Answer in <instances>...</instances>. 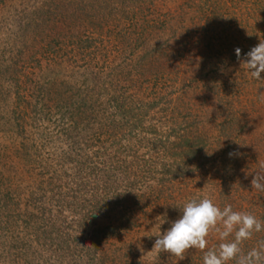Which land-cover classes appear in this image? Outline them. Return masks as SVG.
<instances>
[{
	"label": "rangeland",
	"instance_id": "374dc122",
	"mask_svg": "<svg viewBox=\"0 0 264 264\" xmlns=\"http://www.w3.org/2000/svg\"><path fill=\"white\" fill-rule=\"evenodd\" d=\"M82 1L86 2L0 0V192L10 187L14 193L10 206L14 221L29 223L35 218L42 222L38 213L35 212V217H23L20 211L32 207L27 200L30 192L32 197L43 191L49 195L46 181L51 169L62 166L63 170L72 173L76 163L94 151L99 156L95 155L91 161L102 158L101 150H105L100 146L106 134L105 128L98 129L101 115L114 119L123 117L125 126L136 123L133 128L135 140L130 138V142H125L128 151L125 150L124 155L114 154L115 158L124 161L125 168L116 160L106 170L114 191L123 192L132 204L140 200L137 196L132 198L131 193H142L144 197L138 198L145 201L148 198L144 186L152 184L145 166L169 162L171 158H161L160 151H156L158 154L144 151L151 144L171 141L170 138L160 140L158 133L167 132V121L182 128L179 119H184L185 114L184 125L197 127L201 135L198 137H202L194 145L193 156H188L187 167L190 169L168 183L164 194L151 202L145 201V205L143 201L134 205V219L128 216V221L122 219L121 225L117 224L104 243L106 250L127 255L139 264H151L157 256L152 250L155 235L163 234L170 227L174 205H184L191 199L208 197L221 209L231 205L233 211L250 213L264 222V191L251 187L253 174L264 164V97L254 94L257 87L264 89V81L251 79L237 59L229 58L228 54L219 55L220 50L213 52L211 46L215 39L225 37L226 25L235 30L230 31L232 38L228 36L235 43L233 35L237 34L235 25L238 24V17L233 18L238 15L235 5L244 0H196L199 6L209 1L203 12L195 11L190 0H129L125 2L127 8L124 11L115 3L106 2L104 8L101 0H88L96 10L99 5L104 9L101 12L98 8L102 16L90 17V23L97 30L91 32L83 28V34L79 36L80 47L74 46L72 53H66L63 51L65 45L77 37L74 27L64 25L62 29L61 21L67 12L79 9ZM220 1L225 6L223 12L217 9ZM213 8L219 15L211 12ZM226 9L231 13L225 14ZM108 10L109 15L105 14ZM210 16L212 19L206 18ZM34 24L40 25L35 27ZM254 28L260 29V34L264 33L261 21ZM90 37H93V46L84 47ZM143 39L144 46L138 45ZM146 48L159 50L161 57L157 52L152 55L163 63L149 58ZM15 71L14 76L12 72ZM261 79L264 80V72ZM67 85L76 87L77 95L68 97ZM225 87L232 100L238 99L242 106L246 98L260 99L257 105L245 107L250 113L248 119L242 117L247 121L245 130H256L258 144L254 166L239 167L235 174H232V165H226L223 152L233 148L236 141L230 139L233 132L225 133L230 131L223 125L226 114L215 100ZM261 93L264 95V91ZM62 97L63 101L67 99L72 103V98L79 101L84 97V102L91 100L98 123L64 122L63 117L67 114L63 115L58 106ZM153 98L154 107H148L146 103ZM146 129L151 133L145 138ZM124 130H113L114 137L119 135L122 141H127L128 138L121 135ZM91 136L92 143L88 140ZM66 156L71 159L65 167L63 159ZM42 165L48 172L40 174ZM56 174L61 176L63 183V171H56ZM82 194L84 199L88 197L84 192ZM50 204L51 207L54 205ZM95 221L104 224L108 219L96 215ZM262 232L264 230L254 233L251 239L263 240ZM207 239L218 241L215 232ZM33 250L40 261L45 258L42 250L38 251L39 246L33 245ZM6 253L0 243V264H8Z\"/></svg>",
	"mask_w": 264,
	"mask_h": 264
},
{
	"label": "trees",
	"instance_id": "16d2710c",
	"mask_svg": "<svg viewBox=\"0 0 264 264\" xmlns=\"http://www.w3.org/2000/svg\"><path fill=\"white\" fill-rule=\"evenodd\" d=\"M126 1L129 0H101V3L103 2L104 8H106V2L115 3L119 7L124 8L122 10L124 11L127 8L125 5ZM213 1L215 2V0ZM190 2V5L193 6L195 11L201 10L203 12L208 7L207 3L209 1L205 2V4L203 2L202 4L204 5L202 6H199L196 0H190ZM252 3L244 0V2H238V4L235 5L236 12L239 15L233 14V18L238 17V24L235 25V27H237V34L233 35L235 43H232L231 39H229L230 37H228L231 36L232 38V33H230V31L235 30L226 25L224 26V30L226 31L224 38L215 39L212 44L208 41V46L211 44L213 52L220 50L219 55L228 54L229 58L237 59L234 49L239 48L241 50V58H243L252 47L256 46L261 39H264V33L260 34V29L256 30L254 28L259 21L264 24V0H257L254 5ZM249 4L251 5L249 6ZM99 6V10L103 12L104 9ZM78 8L79 9L76 8L75 10L67 12L65 16H63V21H61V28L63 29L64 25L73 26V32L77 37L74 41L75 43L71 41V44L68 43V45H65L63 51L66 53H72L74 46H79L82 43L79 36L83 34V28H87L91 32H96V26L92 22L90 23V17L96 18L103 15V13H100L98 8L96 10L92 2L88 0L83 2L81 7ZM214 8L211 12L219 15L215 13ZM217 9L223 12L225 9L224 3L220 1L217 5ZM225 11V14L231 13L228 9ZM105 14L109 15L110 11L108 10ZM206 18L212 19L211 16ZM41 19L43 20V17ZM251 21H254L253 24L250 23ZM260 24L261 23L258 24V28ZM39 25L40 24H34L35 27ZM217 25L218 24H216L215 27H217ZM205 28H203V30H205ZM216 29L219 32V29ZM204 34H207V32ZM89 39L90 41L87 40L88 42H86L84 47H90L93 37ZM144 43L145 40L143 39L142 42L137 44L144 46ZM205 46L208 47L207 45ZM146 52L149 58L155 59L158 61L157 63H163L158 58L161 57L162 54L159 50L146 48ZM154 52L158 53V57L152 55ZM134 64L141 65V63ZM12 74L15 76L16 71L12 72ZM262 84L264 85V82H262ZM75 88L76 87L67 85L66 91L68 94L70 93L68 97L77 95ZM256 90H254L256 92L254 93L256 97H264L261 93L264 91L262 87L261 90L259 87H257ZM256 97L253 99H244L246 102H242V106L238 99H236V101L232 100V95L229 94V90H227L226 87L223 89L220 96L215 97V100L219 102L217 106L225 111L226 114L224 115L225 121L223 125L227 129H230V131L225 133L233 132L230 139L236 141L233 148L225 149L223 152L224 161L227 162L226 165H232L233 167L232 174H235L239 167L245 169L254 166V155L258 144L255 137L256 130L251 128L248 131L245 130L246 125L244 126V124H246L247 121L242 117L244 116L247 118L249 113L245 107H253L257 105L258 100L260 101V99ZM160 99H162V97H160ZM72 101L74 103L78 101V99L72 98ZM73 103L67 99L63 101V97L59 99L58 106L60 109L62 108L61 111H63V115L65 113L67 114L64 115L65 118L63 117L64 122H74L76 124L83 122L86 125L92 124L93 122L98 123L93 114V103H91V100L84 102V97H81L76 104ZM141 104L143 105V102ZM146 105L148 107H154V98L147 102ZM237 105H241V107H235ZM240 108L242 109L240 110ZM101 117L102 121L98 129L103 130L105 128L103 131L106 134L100 146L105 150V153L101 150L102 158L91 161L92 158H95V155H98V152L94 151L87 158L78 161L72 173H68L67 169L63 170L62 166H59L60 169L59 167L58 169L53 168L49 171L48 176L50 177H48L46 181L47 190L50 191L49 195L47 196L44 191L43 194L41 193L36 197H32L31 192L27 195V200L32 204L33 208L31 207L28 211H20L22 216L30 217L32 215V217H35L36 212L42 219V222L35 218L31 219L29 223L26 220H22L20 224L14 221L12 208H10L13 204L12 197L14 193L10 191V187H5L3 191L0 192V243L2 249L7 252L6 256L9 259L8 264H139L138 261L130 260L127 255L121 256L116 252L107 251L104 247V243L111 232L115 230L117 224L121 225L123 222L122 219L128 221V216L134 219V215H132V208L134 205L140 201H143L145 205L146 202H151L156 196L164 194L168 183L177 177H182L184 175L183 171L186 173L190 169V167H187L189 166L188 160L190 158L188 156H193V152H195L194 145L196 142L201 141L202 137L199 138L201 135L198 134L197 127L190 126L189 124L184 125V122L187 121L185 119V117L187 118L185 114L184 119H179L180 123L182 122V128L174 124L175 122L167 121L169 124L167 132L158 133V135L160 140L170 138L171 141H161V145H158L159 142L153 145L151 144L149 145L150 147H146L147 149L144 153L148 151L152 153L155 151V154H158L156 151H160L158 155L161 158H171V160L169 162L161 161L160 163H152L149 166H145L147 177L152 181V184L149 183L144 186L147 191L146 198L148 199H145V202L142 200L143 198H138L140 196L144 197L142 193L138 195L137 193H131V191H129L128 195L131 193L132 198H136L137 196V199L140 200H132L135 201V203L132 204L128 198H125L123 192L114 191L113 186H110L112 181L109 180L110 178L107 175L106 169L116 160L122 162L119 164L122 168H125L126 165L124 161L115 158L114 154L124 155L125 150L128 151L125 142H130V138L135 140L136 134L133 128L136 123H129L125 126L126 120H123V117L119 119L106 118L102 115ZM119 128L125 129L121 135L128 138L127 141H122L119 135L114 137L115 133L113 130ZM148 133H151V131L146 129L144 133L145 138L149 135ZM90 134L92 135V132ZM144 134L142 136H144ZM88 140L92 143L94 140L93 136ZM145 145L148 144L145 143ZM225 147L228 146L226 145ZM229 153H232V155L229 156ZM110 155L111 157H109ZM70 159L71 157L66 156V158L63 159V166L66 167ZM244 161L246 162L244 163ZM203 164L204 163H202V165ZM150 166H154L157 169L154 171ZM181 167L185 168L182 169ZM224 169H226V167H224ZM40 170V174L48 172L44 165L40 167ZM59 170L63 171V183L60 181L61 176L56 174V171L59 172ZM131 182L135 183L133 180ZM132 187L134 188L135 186ZM82 192L88 195V197L86 198L84 196V199ZM51 202L54 203L52 207L50 204ZM185 203L186 202H184V204ZM182 206L183 205H174L173 211L171 212V222L175 221L182 214L179 209ZM142 207L140 208L142 209ZM33 209L35 211H33ZM64 212H66V215L63 214ZM96 215H102L108 219V222L97 224L95 221ZM128 226L129 224H127V227ZM213 233L214 232H211L208 237L212 238ZM261 236L264 240V232H262ZM259 241H261V239L254 237L247 240L246 243L244 242L241 247L244 252H247L251 248L258 246ZM220 242L219 239L213 242L208 241L207 248L204 251L218 245ZM33 245L39 246V252L42 250V254L45 256L43 260L40 261L39 257L34 255ZM203 254L201 250L190 248L185 253L184 259L178 260L169 253L161 252L156 253L157 256H155L151 264H203ZM228 264H235V261H229Z\"/></svg>",
	"mask_w": 264,
	"mask_h": 264
},
{
	"label": "clouds",
	"instance_id": "9594fccd",
	"mask_svg": "<svg viewBox=\"0 0 264 264\" xmlns=\"http://www.w3.org/2000/svg\"><path fill=\"white\" fill-rule=\"evenodd\" d=\"M235 54L251 79L264 81L261 79V73L264 72V39L243 58L239 48L235 49ZM251 187L264 191V164L253 174ZM179 209L182 213L179 218L171 222L163 234L159 232L155 235L157 238L152 250L166 252L182 260L187 250L198 249L204 253L203 264H228L229 261H235V264H264V240L247 252L241 247L254 233L264 230V222L254 215L233 211L231 205L221 209L208 197L191 199ZM211 232H215L221 242L204 251Z\"/></svg>",
	"mask_w": 264,
	"mask_h": 264
}]
</instances>
